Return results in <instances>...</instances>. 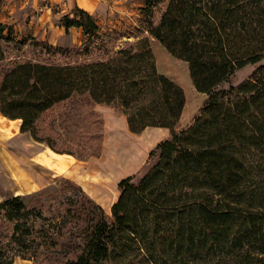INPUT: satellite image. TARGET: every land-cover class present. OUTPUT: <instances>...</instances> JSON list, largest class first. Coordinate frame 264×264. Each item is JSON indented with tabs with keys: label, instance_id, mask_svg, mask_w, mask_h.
Masks as SVG:
<instances>
[{
	"label": "trees",
	"instance_id": "1",
	"mask_svg": "<svg viewBox=\"0 0 264 264\" xmlns=\"http://www.w3.org/2000/svg\"><path fill=\"white\" fill-rule=\"evenodd\" d=\"M142 3L141 36L120 45L78 7L58 20L83 34L72 50L17 39L0 22V114L33 142L87 158L104 135L96 106L124 116L131 134L169 131L151 164L119 181L108 214L69 179L1 200L0 264H264V65L220 88L264 59V0ZM151 40L206 96L185 126L184 91L158 72ZM9 45L42 58H10Z\"/></svg>",
	"mask_w": 264,
	"mask_h": 264
},
{
	"label": "rangeland",
	"instance_id": "2",
	"mask_svg": "<svg viewBox=\"0 0 264 264\" xmlns=\"http://www.w3.org/2000/svg\"><path fill=\"white\" fill-rule=\"evenodd\" d=\"M101 3V5L97 6L96 12L91 15L100 27L101 33L111 32V34L117 35L119 39L116 45H120L124 41L134 42L137 36H141L140 21L142 17L140 8L143 6L142 0H102ZM40 5L46 8L40 10L39 7L30 6L25 13L13 18L0 12V22L7 24L12 29L13 37L17 39L36 40L67 50H72L75 47L79 48L84 40L82 32L66 34L58 25L59 18L70 13L73 9L69 11L66 5H51L47 2ZM151 46L156 58L158 72L172 79L184 91L185 107L182 112L180 125L185 126L195 116L206 96L197 93L192 87L185 63L171 57L153 40H151ZM8 48L10 58L18 56L23 58H42V53L30 46L16 49V47L9 45ZM263 65L264 59L256 64L243 66L226 82L221 84L220 88L228 89L230 86L237 85L243 79L249 77L256 68ZM111 115L113 128L108 129L101 113L103 118V139L97 141V151L91 148L89 151L91 157L88 156L83 160H76L70 156H60L54 153L52 156L43 146L32 143L27 135L21 134L18 122H9L1 119L0 159H2V152L9 154L7 159L17 163L16 172L20 174H11L9 183H6L8 179L7 172H5V168L0 163L3 167V169L0 167V199L8 197L11 193L24 192V188L29 191L28 194L35 195L57 187L63 179L71 180V176H73L71 171L78 166L80 170L76 169L78 172L77 176H74L75 180L72 179L71 181L74 180L88 195L90 194V197L95 196L98 201L93 200L96 203L99 201L107 202L108 200H111L109 203L114 202L119 196L117 189L119 181L142 173L148 167L147 164L152 162L148 161V152L155 147L153 145L156 141L167 138L169 131L158 130L160 135H157V133L155 134L157 130L148 129L139 135H131L126 127L125 129L122 128L121 123L124 124L123 116L115 114L113 111ZM139 140L143 142L141 146L145 153L143 156V151H140L141 157L137 155ZM147 143L149 144L147 145ZM116 149L118 152H129L127 157L128 165L124 163L119 169H114V171L110 172L105 167L119 157ZM105 171L110 173V180L108 181L104 179ZM1 176H3L4 180ZM28 185L30 187L26 188ZM105 213L108 214L109 212L105 211ZM12 264L31 263L17 259Z\"/></svg>",
	"mask_w": 264,
	"mask_h": 264
},
{
	"label": "crops",
	"instance_id": "3",
	"mask_svg": "<svg viewBox=\"0 0 264 264\" xmlns=\"http://www.w3.org/2000/svg\"><path fill=\"white\" fill-rule=\"evenodd\" d=\"M44 2H47V3H50L51 5H59V6H61L62 4L63 5H66L67 7H68V10L70 11L71 9H74L75 7H78V8H80V9H83V10H85L86 12H88L90 15H92L93 13H95L96 12V8H97V6H99V5H101L102 3V0H0V12H2V13H5L6 15H8V16H10V18H13V17H16V16H20L21 14H23V13H25V11L27 10V8H29L30 6H32V7H39L40 8V10L41 9H44V8H46V7H41V5L40 4H42V3H44ZM62 29V28H61ZM80 30L79 29H76V28H70L69 30H68V32L67 33H71V32H73V33H77V32H79ZM66 33V34H67ZM95 111H97V112H99L100 114L102 113V115H103V117H104V120H105V123H106V128H108V129H112L113 128V122H112V115H111V109L110 108H107V107H102V106H96L95 107ZM7 120V121H9V122H18L19 123V125H20V121H18V120H14V121H11V120H8V119H6V118H4L1 114H0V121H2V120ZM122 119H123V121H124V124H122L121 123V125H122V128L123 129H125V127L127 128V125H126V120H125V117L123 116L122 117ZM1 123V122H0ZM125 125V126H124ZM148 129H155V130H157V132H155V134L157 133V135H160V132H158V130H167V129H162V128H147V129H145L144 131H146V130H148ZM168 131V130H167ZM22 134V133H21ZM150 135H151V133H149ZM152 134H154V133H152ZM25 135H27V134H25ZM132 135V134H131ZM29 138H30V136L29 135H27ZM134 136V135H133ZM137 139H139L138 137H137ZM136 139V140H137ZM30 140H31V142L32 143H34V144H38V143H35V142H33L32 141V139L30 138ZM160 142V140H158V141H156L155 143H154V145L153 146H156L158 143ZM139 149L137 150V155H140V157H141V152L144 150V149H142V144H143V142L141 141V140H139ZM149 143H147V145H148ZM38 145H40V144H38ZM41 146H43V145H41ZM44 147V146H43ZM146 147V146H145ZM45 148V147H44ZM129 148H130V146H129ZM49 153H51L52 154V156L55 154H53V152H51L49 149H47V148H45ZM141 151V152H140ZM5 152V151H4ZM150 152V151H149ZM149 152H148V154H149ZM143 153H144V151H143ZM7 154V153H6ZM5 153H1V157H2V159H0V163L3 165V167L5 168V172H7V180H6V183H9V181H10V179H9V176L11 175V174H20V173H18V172H16L17 170H16V167H17V163H15L14 161H9L8 159H7V156H9V154H7L6 155ZM58 155V154H57ZM145 155V153L143 154V156ZM60 156H68V155H60ZM142 156V157H143ZM55 157V156H54ZM71 157V156H70ZM72 158V157H71ZM74 159V158H73ZM87 164H85V166H86ZM110 165V163H108V166ZM105 167V169H107V171H109L110 170V172H112V171H114V169L115 168H109V167ZM0 167H1V169H3V167L0 165ZM87 167H88V165H87ZM89 167H91V166H89ZM76 169H79L80 170V168L78 167V166H76L72 171H71V174L73 175V176H71V178L72 179H74L75 180V178H74V176H77L76 174L78 173L77 172V170ZM104 169V170H105ZM119 169V168H118ZM117 170V169H116ZM9 173V174H8ZM109 176H110V173L109 172H106L105 171V173H104V179H107L106 181H108V180H110L109 179ZM2 178H3V176H1ZM71 179V180H72ZM3 180H4V178H3ZM73 180V181H74ZM28 187H30V185H28L26 188H28ZM24 190V192H22V191H18L19 193H15V194H13V193H11L8 197H10V196H25V195H30V194H28V190H25V188L23 189ZM90 195V194H89ZM8 197H4V198H2V199H0V201L1 200H4V199H6V198H8ZM119 197V196H118ZM91 198L92 199H94V200H96L95 199V196H91ZM118 199V198H117ZM117 199L114 201V202H112V203H109L111 200H108L107 202H104V201H99L98 203H99V205H101L102 207H103V209L105 210V211H107V212H109V210H110V207H111V205L113 204V203H115L116 201H117ZM96 201H98V200H96Z\"/></svg>",
	"mask_w": 264,
	"mask_h": 264
},
{
	"label": "bare ground",
	"instance_id": "4",
	"mask_svg": "<svg viewBox=\"0 0 264 264\" xmlns=\"http://www.w3.org/2000/svg\"><path fill=\"white\" fill-rule=\"evenodd\" d=\"M122 145V144H121ZM120 145V146H121ZM129 147V146H128ZM121 148H122V146H121ZM124 149V148H123ZM116 152L117 153H119V157H117L116 158V161H112L111 163H110V165L108 166L109 168H115V169H118V168H120V167H122V165L125 163L126 165H128V163H127V160H128V153L129 152H118V150L116 149Z\"/></svg>",
	"mask_w": 264,
	"mask_h": 264
}]
</instances>
